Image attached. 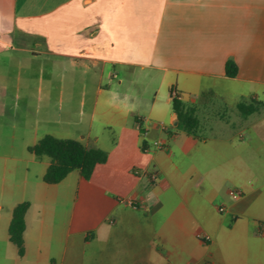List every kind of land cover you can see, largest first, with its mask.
<instances>
[{
    "label": "crops",
    "instance_id": "0c3cea01",
    "mask_svg": "<svg viewBox=\"0 0 264 264\" xmlns=\"http://www.w3.org/2000/svg\"><path fill=\"white\" fill-rule=\"evenodd\" d=\"M12 52L85 76L58 104L55 84L0 69V264H264V0H0V57ZM121 71L157 77L148 111L121 92ZM172 89L199 107L201 137L177 128ZM243 101L263 107L243 117ZM47 135L108 160L90 180L47 184L51 159L29 151ZM23 202L20 257L9 226Z\"/></svg>",
    "mask_w": 264,
    "mask_h": 264
},
{
    "label": "trees",
    "instance_id": "16d2710c",
    "mask_svg": "<svg viewBox=\"0 0 264 264\" xmlns=\"http://www.w3.org/2000/svg\"><path fill=\"white\" fill-rule=\"evenodd\" d=\"M225 72L229 78L237 77L239 67L235 60L229 59L226 62ZM174 90L170 91V96L173 110L178 119L177 128L188 135L201 137L202 119L199 114V107L185 103L179 97H172ZM208 96L211 97L214 94L212 92L204 94V97ZM262 107V103L243 101L237 108L243 117H247L259 112ZM29 151L38 158L48 157L51 159V165L43 178L50 185L59 184L73 171H79L84 179L90 180L95 168L108 160V153L100 148H87L79 141L58 139L50 135L45 136L36 145L30 147ZM29 208V202L18 204L13 210L9 226L10 241L17 247L20 257L25 255L24 234L26 231V214Z\"/></svg>",
    "mask_w": 264,
    "mask_h": 264
},
{
    "label": "rangeland",
    "instance_id": "374dc122",
    "mask_svg": "<svg viewBox=\"0 0 264 264\" xmlns=\"http://www.w3.org/2000/svg\"><path fill=\"white\" fill-rule=\"evenodd\" d=\"M11 56H14V58H11ZM28 57L30 58L31 54L19 52L8 53L7 55L0 57V69H13V75H11L13 77L17 76L16 72H18V70L16 71V69H23L20 71V73L24 82L32 84L34 90H37L39 83L44 84L43 87L45 92L47 90L48 83L55 84L57 88L55 98L58 101V104L60 99L59 87L62 86L64 88L63 91L68 94V88L65 86V83H68L72 78H75L76 81L81 82L83 80V77L85 76L82 69H72L70 67V62L68 59L50 57L49 59L41 60L37 63H32L27 61ZM20 62H22V64H20ZM119 78L125 79V84L122 87L121 92L131 95L130 102H133L132 100L136 98L138 99V101L141 100L143 103L141 106V111H148L150 101L155 98L156 92L159 88V80L157 79V77L155 75L152 77H145V74H138L134 78L129 72L121 71L119 73V77L114 79L115 82H117ZM161 91L162 93L159 95L158 102L159 106L164 107L165 98L169 99V91L165 87ZM162 94L163 97L161 96ZM64 97H66L67 99V95ZM79 97L80 95L78 93H76V95L74 96V99L76 100L75 103H77V105H79L77 102L79 101ZM134 103L136 104V102ZM214 103L220 105L219 100H215ZM78 107L80 108V106ZM219 109L220 106H217L215 110L213 109L215 115L217 114V111L219 112ZM225 112L227 111H222L221 115H231L230 112ZM95 130H100L99 123L95 124Z\"/></svg>",
    "mask_w": 264,
    "mask_h": 264
},
{
    "label": "built area",
    "instance_id": "2783aa9c",
    "mask_svg": "<svg viewBox=\"0 0 264 264\" xmlns=\"http://www.w3.org/2000/svg\"><path fill=\"white\" fill-rule=\"evenodd\" d=\"M172 97H179L176 90L172 91ZM160 127L163 131H168L169 128L168 126H166L165 124H160ZM166 143H164L163 141H155L153 143V147L156 149H165L166 148ZM145 151H148V149H145ZM136 174H140V171H136ZM150 180L155 183L158 181V175L157 173H150ZM230 195L233 199L237 200L240 199L243 196V192L241 190H232L230 191ZM224 208H220V212H224Z\"/></svg>",
    "mask_w": 264,
    "mask_h": 264
}]
</instances>
